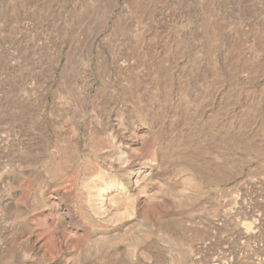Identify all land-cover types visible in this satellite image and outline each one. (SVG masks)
<instances>
[{
  "label": "rangeland",
  "instance_id": "1",
  "mask_svg": "<svg viewBox=\"0 0 264 264\" xmlns=\"http://www.w3.org/2000/svg\"><path fill=\"white\" fill-rule=\"evenodd\" d=\"M0 264H264V0H0Z\"/></svg>",
  "mask_w": 264,
  "mask_h": 264
}]
</instances>
